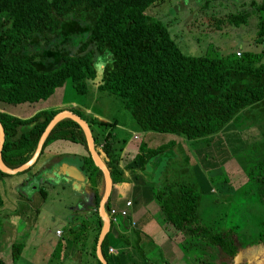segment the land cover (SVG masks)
Returning <instances> with one entry per match:
<instances>
[{
    "label": "trees",
    "instance_id": "16d2710c",
    "mask_svg": "<svg viewBox=\"0 0 264 264\" xmlns=\"http://www.w3.org/2000/svg\"><path fill=\"white\" fill-rule=\"evenodd\" d=\"M158 1L0 0V125L4 135L1 161L9 169L26 162L52 117L58 112L70 111L86 122L94 150L109 173L111 186L124 182L123 168L129 163L144 171L153 159H159V163L162 159L152 180H146V184L152 190V201L158 206L162 227L167 233L165 240L175 242L180 261L245 264L246 255L254 247L264 245V215L260 217L262 227L254 237L242 231L254 216L249 212L251 218H242L245 200L248 205L257 203L264 210V148L250 167L239 163L243 158L238 157L242 172L234 166L241 175L237 183L229 173L231 169L228 170L229 183L231 179L234 181L232 191L235 192L238 185L250 184L248 195L251 197L247 194L240 197L243 198L241 211L231 218L233 221L237 218L238 223L232 225L226 219L219 227L198 212L202 191L195 179L196 161L189 143L218 133L238 114L256 126L263 137L264 63H258V53L250 51L224 57L183 54L166 27L146 13V9ZM259 1L255 6L259 19L255 40L264 44V0ZM246 17L242 12L228 18L230 23L237 24L245 23ZM70 18H80L86 24V34L75 53L61 55L59 64L51 70L38 69L34 61L37 63L40 55L26 51V46L35 37L47 44L49 36L56 35L60 24ZM109 52L113 63L97 80L95 89L119 100L131 117L130 126L118 118L104 121L86 116L79 109L61 108L55 99L53 104H46L54 93L57 96V90L66 80L76 94L86 95L88 82H94L98 75L94 56ZM52 66L55 65L52 63ZM133 132L138 135L132 142L128 138ZM55 140L79 144L83 149L79 156L80 169L85 176V190L88 188L90 192V208L97 219L89 255L96 264H101L94 247L102 225L96 210L103 193V179L88 154L78 124L68 118L59 120L48 133L34 163L13 175L22 174V184H28L42 170L37 165L38 159ZM127 143L136 145L133 153L124 151ZM259 145L264 142H253L251 152ZM8 176L12 175L0 171V182ZM222 182L228 185L226 178ZM38 191L44 198L45 192ZM233 198L239 201L235 194ZM2 206L0 196V210ZM111 209L115 207L108 195L104 212L109 218ZM237 209L235 207L231 213ZM112 216L120 227L129 228V237L117 233L119 251L130 247L147 262L158 264L142 253L139 231L131 228L127 215L115 213ZM1 226L0 219V233ZM112 227L113 222L109 220V228ZM68 230L73 244L79 243L85 235V231ZM108 232L100 244V253L106 262ZM21 249V243L10 244L11 264L17 260ZM82 251L83 247L77 249L79 254ZM156 251L160 262H164L160 251ZM0 264H5L1 257Z\"/></svg>",
    "mask_w": 264,
    "mask_h": 264
},
{
    "label": "rangeland",
    "instance_id": "374dc122",
    "mask_svg": "<svg viewBox=\"0 0 264 264\" xmlns=\"http://www.w3.org/2000/svg\"><path fill=\"white\" fill-rule=\"evenodd\" d=\"M259 2V0H159L150 5L146 9V13L166 27L173 42L185 55L200 56L205 54L224 57L235 52L250 51L258 53V63H264V44L255 40L259 22L255 6ZM242 12L247 15L245 23H230L229 15ZM85 34V22L80 18H70L60 24L59 32L56 35L49 36L47 44L35 37L25 50L38 53L40 59L37 63L34 61L35 66H38L39 68H37L40 70L48 71L59 64L61 55L75 53ZM106 56V54L95 55L94 65L96 66ZM50 62L55 66H52ZM97 80L88 82L86 95L76 94L69 80H66L64 86L57 90V96L54 93L46 104H53L56 100L62 105L61 108L79 109L86 116L92 115L104 121L118 118L121 119L120 121L124 120L127 127L130 126L131 117L119 100L95 89ZM249 127L260 134V130L240 114L233 127H224V131L221 130L219 134L209 136L213 148H205L202 143L195 147L194 152L190 150L196 161L194 175L197 176L201 185L207 191L211 192L212 190L211 194H213V200L203 201L202 205H199L198 211L200 210L203 218L219 227L225 224L226 219L229 224L238 223L237 218L234 221L231 218L241 211L240 205L243 198L240 197H246L245 195L249 194L248 189L252 186L250 184L236 185L234 192L232 191L234 186L232 179L234 178L237 183V180L241 178L239 163L250 167L256 157L260 155L259 151L264 148V145H259L251 152L253 142L261 140L264 142V135L263 137L260 135L256 139V136L250 133ZM137 135L138 133H130L128 139L133 142L132 139H136ZM220 141L227 144L221 146ZM135 146V144H127L124 151L133 152ZM66 155L64 154V156ZM238 157L239 159L243 158L239 163ZM251 157L253 159L249 161ZM234 166L239 167L240 171ZM157 167L156 165L152 171L156 172ZM233 167L234 169H232ZM229 169H231L230 172ZM148 170H151L150 166ZM228 172L232 176L230 183ZM223 178H226L228 185L222 182ZM22 180V174H17L3 178L0 182V196L3 199V206L0 210L2 222L1 259L5 264H11L10 244L21 243L22 249L14 264H84V261L80 262L79 260L77 262L68 259L61 260L62 247L60 246L59 249V245H56L58 240L55 239L53 231L56 229L66 231L68 226L87 218L85 212L90 207L89 189L80 193L68 183L60 185L57 179L52 183L36 181L35 185L30 187L29 184H22ZM39 186L46 192L44 199L38 192ZM234 194L238 196L239 201L233 198ZM247 197H251V195ZM243 203L245 206L242 210V218L245 220L251 218L250 212L254 215V219L252 218V222H247L246 226L242 227V231H248L252 238L262 227L263 219L260 217L264 215V210L257 203L248 205L246 200ZM235 207L238 209L232 214ZM253 207L254 209H252ZM73 248L66 249L71 251L70 255L72 256L75 255L76 250ZM153 258L155 259V256Z\"/></svg>",
    "mask_w": 264,
    "mask_h": 264
},
{
    "label": "crops",
    "instance_id": "0c3cea01",
    "mask_svg": "<svg viewBox=\"0 0 264 264\" xmlns=\"http://www.w3.org/2000/svg\"><path fill=\"white\" fill-rule=\"evenodd\" d=\"M12 112L15 113V111ZM237 116H240V114L236 115L228 123V125L225 126V128H227L228 126L229 128L230 126L233 127V124L237 120ZM249 129H250V133L254 134L256 136V139H258L260 134L255 129H251L250 127ZM222 131L224 130L222 129ZM219 133L220 131L218 133L211 135V137ZM236 136L239 137L237 133ZM220 142H221V146H223L222 144L224 145L227 144L224 143V141H220ZM202 143L205 145L204 146L205 148L208 147L213 148L212 145L210 144L211 138L208 137L206 139L190 141L189 149L192 152H194L195 147L197 145L200 146ZM133 152H129V153H133ZM64 154L67 155L64 156ZM82 154H83V149L79 144H75L64 140H55L51 142L46 146L45 151H43V154L40 156L37 162L38 167L39 168L42 167L41 168L42 170L37 175L38 177L40 176V178H38L37 176L33 177L28 183L29 186L32 187V185H35L36 181L52 183L55 182V180L57 179L58 182H60L59 183L60 185H64L65 183H68L72 186L73 189L79 191L80 193H83V191L85 190L84 189L85 176L82 170L80 169L81 159L79 157ZM158 163H159V159L157 158L153 159L152 162L148 165V167L150 166L151 168L150 171L148 170V168L147 170L140 171L138 169V166L134 163H129L128 165H126L123 168V173L125 177L124 182L117 186H111L110 188L109 195L111 198V203L113 204V206L117 211H124L125 215H127V217L129 218V221L131 223L130 224L131 228L139 231V239H140L139 245L142 253L145 256H148L151 260L157 262L158 264H165L164 262H168V264H185V262L180 261V257L176 256L179 255V252L176 249L177 247H175V242L171 243L165 240L167 233L162 227V223H161L162 220L161 217H159L160 213L157 211L158 206L152 201V190L149 187V185L146 184V180L147 181L152 180L154 174L152 169L156 165L158 166ZM37 178L40 180H38ZM195 179L202 191V195L200 197V204L202 205L203 201L207 202V200L209 199L212 201L213 200V194H211L212 190L211 192L207 191L206 188L201 185L197 176H195ZM37 189L43 190L42 188H40V186ZM45 197H46V192L44 198ZM126 202H129L130 204L126 205L125 204ZM96 211H97L96 214L99 216L98 209ZM198 212L200 214V210ZM85 214L87 215V218H85L84 221L76 222L75 224L68 226L66 231L59 230L60 235H55L54 233L58 229L53 231V235L55 239L58 240L56 245H59V249L60 246L62 247L61 260L68 259L72 261L74 260L76 262L79 260L80 262L84 261V264H96V262L89 255V252H91L92 237L97 228V219L94 218L95 214L90 207L86 209ZM106 218L109 223L110 218L107 215ZM93 219L95 220L93 221ZM85 222H87L88 225L85 224ZM68 229L85 231V235H83L82 240L79 243H77L76 246L72 242V238L68 232L69 231ZM108 231L109 232L107 235L106 249L110 247L112 248L113 252L109 253L105 249L106 250L105 253L108 256V261L107 262L105 261L106 264H151L150 262H147L142 257V255L139 254V252L135 251L134 249H131L130 247H127L122 251H119L118 249L119 240L116 238L117 233L124 234L129 237L130 236L129 228L128 229H126V227L122 228L116 222L115 223L113 222V227L111 229L108 227ZM80 247L81 248L83 247L84 251H82L78 256L77 249ZM67 248H73L74 250L76 249L75 255L74 256L70 255L71 251H67L66 250ZM156 249L160 251V255L164 262H160ZM94 253L96 255V244L94 247ZM154 256L155 259L153 258Z\"/></svg>",
    "mask_w": 264,
    "mask_h": 264
},
{
    "label": "water",
    "instance_id": "95a60500",
    "mask_svg": "<svg viewBox=\"0 0 264 264\" xmlns=\"http://www.w3.org/2000/svg\"><path fill=\"white\" fill-rule=\"evenodd\" d=\"M64 118L71 119L72 121H74L78 124V126L80 127V129L83 132V135H84V138L86 141V148H87L88 154H89L93 164L101 171V174H102L103 193L101 195V198L99 200L98 207H97L99 216L102 220V225H101V228H100L99 234L97 236V240H96V257L101 264H106V262L104 261V259L101 256V253H100V244H101V241H102L104 235L108 232V227H109V223H108V220H107L105 212H104V203L106 202L107 197H108L109 192H110L111 179H110V176H109L107 169L105 168L102 161L100 160V158L98 157V155L96 154V152L94 150L93 139L91 137L90 131H89L88 126H87L85 121H83L80 117H78L77 115L73 114L70 111L65 110V111H61V112L56 113L52 117V119L47 123L45 129L41 133V135L37 141L36 148H35L33 154L31 155V157L26 162H24L23 164H21L20 166L14 168V169H9V168L5 167L4 164L2 163L1 157H0V171L3 173H6V174L13 175V174H16L18 172H22L25 169H27L29 166H31L34 163V161L36 160V158L40 152V149L42 147V144H43L44 140L46 139L48 133L52 129V127L59 120L64 119ZM3 138H4L3 130H2V127L0 125V151H1L2 143H3Z\"/></svg>",
    "mask_w": 264,
    "mask_h": 264
},
{
    "label": "flooded vegetation",
    "instance_id": "af4514ba",
    "mask_svg": "<svg viewBox=\"0 0 264 264\" xmlns=\"http://www.w3.org/2000/svg\"><path fill=\"white\" fill-rule=\"evenodd\" d=\"M245 264H264V245L254 247L244 259Z\"/></svg>",
    "mask_w": 264,
    "mask_h": 264
},
{
    "label": "clouds",
    "instance_id": "9594fccd",
    "mask_svg": "<svg viewBox=\"0 0 264 264\" xmlns=\"http://www.w3.org/2000/svg\"><path fill=\"white\" fill-rule=\"evenodd\" d=\"M113 63V57L112 54L109 52L107 53V56L105 59L101 60L100 62H98L96 64V69H97V79H100L102 77L103 72L105 71V69L111 65Z\"/></svg>",
    "mask_w": 264,
    "mask_h": 264
},
{
    "label": "built area",
    "instance_id": "2783aa9c",
    "mask_svg": "<svg viewBox=\"0 0 264 264\" xmlns=\"http://www.w3.org/2000/svg\"><path fill=\"white\" fill-rule=\"evenodd\" d=\"M236 54H238V53H236ZM126 205H129L130 203L129 202H126L125 203ZM110 220L112 221V222H115L116 221V217L115 216H112V214H115V213H120L121 215H125V213H124V211H117V210H115V209H111L110 211ZM55 235H60V231L59 230H56L55 232ZM109 253H111V252H113V250H112V248H108V250H107Z\"/></svg>",
    "mask_w": 264,
    "mask_h": 264
}]
</instances>
